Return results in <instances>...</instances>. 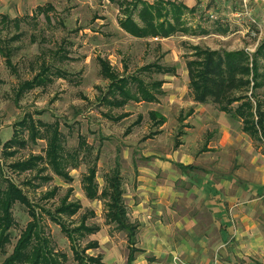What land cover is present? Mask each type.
<instances>
[{"label":"rangeland","instance_id":"1","mask_svg":"<svg viewBox=\"0 0 264 264\" xmlns=\"http://www.w3.org/2000/svg\"><path fill=\"white\" fill-rule=\"evenodd\" d=\"M115 1L0 0V186L5 188L10 184L28 199L39 214L43 235L51 248L65 256L62 264L78 262L61 226L48 213H55L69 190H72L69 201L79 202L82 209L73 218L63 217L64 223L75 228L85 216L87 226L99 228L96 234H86L80 240V247L98 242L99 248L88 251V255L100 256L104 264H127L126 233L106 222L103 200L90 201L85 196L83 179L92 168L97 171L99 191L106 186L109 174L120 172L131 223L138 226V248L151 236L149 232L154 226L163 239L170 235L165 236L160 229L174 230L172 238L176 239L187 233L177 230V224L173 223L178 219L175 213L166 214L177 208L172 201H163L171 199L169 192L174 190L182 201L178 211L185 219L189 217L197 223L195 232L192 231V237L197 236L195 244L202 236L215 239L213 222L226 221L221 211L214 209L222 207L223 202L211 208L210 199L207 201L204 196L220 200L225 196H217L221 190L215 183L222 185L224 193L229 189L224 190L223 183L228 184L231 179L234 190L238 184L256 183L260 178L256 170L264 168L263 145L244 134L240 123L214 104L193 105L185 67L187 60L192 59L194 46L254 53L264 43V27H259L255 13L247 14L243 10L237 21L230 23L232 32L225 36L191 37L177 33L167 39H138L121 29L119 21L124 19V12ZM143 1L150 5L170 3L169 0ZM140 10L141 6L133 15L139 24ZM197 16L205 19L203 14ZM213 18L211 15L210 21L199 24L202 30L212 28ZM100 60L108 62L120 78L139 79L145 84L163 81L159 100L151 104L130 102L123 108L107 106L102 100L105 96L111 99L107 95L110 81L101 74ZM150 65L175 68V72L165 75L156 69L145 70ZM260 65L264 74L263 58ZM131 85L135 92L134 84ZM259 94L264 98V86ZM191 109L201 110L198 117L187 116ZM151 112L166 119L162 128L156 126ZM122 115L125 116L122 120H114ZM32 124L39 132L35 142L30 135ZM54 126L61 135V153L64 167L72 177L70 184L44 161L38 162L34 171L20 173L13 169L14 164L29 161L31 157L45 158L51 135L48 128ZM157 131L160 133L156 134ZM181 162L194 167L185 170ZM168 175L176 176L177 181L167 183L164 179ZM169 185L174 189L168 192ZM193 185L201 186L202 190L197 187L200 193H190ZM150 187L154 188L151 196L147 194L152 189L145 190ZM54 189H57L55 196L46 199L44 196ZM144 192L147 193L143 195ZM237 201L226 202L224 206L227 211L243 212V217L249 219L251 234L241 235L245 226L230 214V221L243 241H235L236 236L229 235L225 241L214 244L207 239L209 243L205 242V246L201 240L189 261L181 251L164 250L163 255H150L152 261L141 259L138 264H264V255L239 246L249 243L248 240L256 241L259 233L264 240V215L247 211L243 203L249 200ZM140 203L143 210L134 211L133 207ZM227 215L230 217L229 212ZM13 216L10 243L0 253V264L13 253L32 220L28 207L20 202L13 206Z\"/></svg>","mask_w":264,"mask_h":264},{"label":"trees","instance_id":"2","mask_svg":"<svg viewBox=\"0 0 264 264\" xmlns=\"http://www.w3.org/2000/svg\"><path fill=\"white\" fill-rule=\"evenodd\" d=\"M116 2L115 0H110ZM120 8H123L124 19L119 21L123 31L134 38L167 39L177 33L186 34L189 30L184 27L182 17L187 10L185 6L173 3L157 2L150 5L143 0H117ZM165 6H164V5ZM141 6L138 13L140 24L134 20V11ZM165 17L164 20L161 19ZM169 19H172L169 20ZM224 32V31H222ZM192 59L186 62L189 76V88L193 101L197 104H214L219 111L228 115L242 125V131L253 141L264 145V98L259 91L264 86V74L260 72V59H264V43L259 45L252 54L246 50L234 52L213 51L199 46L192 47ZM101 74L110 81L107 96L103 102L111 108H123L128 103H155L162 95L163 81L145 84L142 80L120 78L111 68L110 64L100 60ZM156 69L162 74H174L175 68H165L161 65H150L145 70ZM135 87V92L131 89ZM42 85V84H40ZM190 110L187 116L192 115ZM125 116L115 118L120 121ZM150 117L156 126L162 127L166 119L159 113L151 112ZM51 134L47 142L45 158L31 157L29 161L18 162L13 169L25 173L34 171L38 162H46L54 173L66 183L72 182V177L66 171L63 163L60 132L57 126L49 127ZM160 133L159 131L156 134ZM32 141H36L39 132L35 126L30 125ZM18 142V140H15ZM20 143V142H19ZM182 167V166H181ZM193 169L192 167H182ZM96 168L89 170V174L83 179V190L90 201L103 200L105 203L106 222L115 226L120 232H125L128 243L127 264H135L138 254L142 251L137 248L138 226L131 223L128 209L124 200L123 180L119 171H113L106 178V186L99 191ZM57 189L47 193L44 197L55 196ZM72 190L62 199L54 214L48 213L50 219L61 226L62 232L67 236L74 259L78 264H104L100 256L93 257L87 254L90 250L99 248L98 242H90L85 248L80 247V240L86 234H96L98 227L86 225L87 218L82 217L80 226L69 228L63 217L73 218L82 209L79 202L69 201ZM20 202L28 207L31 222L21 234L14 247L13 253L3 264H62L65 256L56 254L51 248L50 241L43 235L40 226V217L28 199L14 186L5 188L0 186V253L10 243V231L14 225L13 206Z\"/></svg>","mask_w":264,"mask_h":264},{"label":"crops","instance_id":"3","mask_svg":"<svg viewBox=\"0 0 264 264\" xmlns=\"http://www.w3.org/2000/svg\"><path fill=\"white\" fill-rule=\"evenodd\" d=\"M171 3L176 4V5H182L185 6L187 8V10L185 11L182 20L186 23V28L189 30V33H186L184 35L189 34L191 37H198V36H210V35H217V36H225L227 34H230L232 32L231 28H230V23H234L235 21H237V17L242 15V11L244 10V12H246L248 14V11L250 13H255L254 15H256L255 18L258 19L260 25L259 27L263 28L264 27V0H169ZM246 4H245V3ZM250 5V6H248ZM250 8V9H249ZM203 14V16L207 17V19H202L201 17H198L197 15ZM212 15H214L213 21L210 24V26H212L211 29H207V30H202V28L200 27L199 24L202 23V21H208L209 17ZM239 20V19H238ZM210 21V20H209ZM255 22V19H254ZM190 23V26L187 24ZM198 23V25H197ZM223 29V30H222ZM224 31V32H222ZM188 35V36H189ZM186 67V66H185ZM187 71V69H186ZM188 78V83H189V77L188 74L186 76ZM164 86V84H163ZM193 105H197V103H195L194 101L192 102ZM201 105V104H200ZM204 105V104H202ZM193 111L192 115L193 117H198V114L201 110H196L194 112L193 109H191ZM190 115V117L192 116ZM162 128V127H160ZM188 130V129H187ZM162 131V130H161ZM190 131V129L188 130ZM244 133V132H243ZM245 134V133H244ZM247 135V134H246ZM262 145V144H260ZM264 147V145L262 146ZM181 164H183L181 162ZM184 167H194L191 164H183ZM196 168V167H195ZM257 174L260 175V178H258L256 180V183H251L248 185H243L246 183H242V184H238L234 187L231 185L232 180L230 179V183L226 184L223 183V188L225 189H229L226 192L224 191V193H222V185H218L215 183V186H217L218 190H221V192L219 193V195L217 196H225L223 198H220V200H218V197H214L211 196V198L204 196L205 200H209V203L211 205V208L213 206H217L218 203L220 204V202H223L222 207H218L217 209L214 210H219L218 212L221 211V215H224V219H225V223L223 222V220H215V223L213 222V234L217 235L214 238L211 237H206V236H202L200 239L203 241H198L197 244H195L194 241H196L197 236L195 235V237H192V231L195 232L196 230V226L197 223L194 219L192 218H187L185 219L184 215H182V212L178 211V207H182V201H180V197L179 194L177 193V191H173V192H169L172 191L171 188L174 189V187H171L170 185L166 188L168 189L167 191L170 193V197L171 199H163V201L168 202V201H172V204L176 205L177 208L176 209H170L169 211L166 212V214H168V212L170 213H175V215H177L178 219L173 220V223L175 222L177 224V230L179 231V233H182L183 231H187V233H183L181 234L183 237L180 238H172L173 237V233L174 230L169 231V230H165V229H160L162 231V234L166 233V235H170V237H166L165 239L160 237L159 234V230L158 227L154 226L153 230H151L149 233H151V236L145 240H143L140 243V250L142 251V253H140L135 260V264H138L139 260L141 261H152L151 258H149L150 255H163L162 252H164V250H168L170 251H181V253L186 255V260H190L191 258H193V251L195 250V247L198 245L200 246V244L203 242V244L209 243L207 242V239L212 240L210 242H212V244L216 243L217 241H225L227 239V237H229V235L231 236H236V240L235 241H241L242 239H240L238 231L236 232V228L233 224V221H230L231 215L234 216V219H239L238 222L241 221V224L243 226H245V231H244V227L241 229V235L244 232L247 233L248 236H250L251 231L250 229H252L251 225L249 224V219L247 217H243V212H238V210H235L234 212H232V210L229 209V211H227V209L225 208L224 204L230 203L233 200H249V201H256V202H249L246 201L243 203L244 206H246L245 208L247 209V211H255V213L257 214H261L264 215V195H263V190H264V168L261 169H257ZM196 178V177H195ZM164 181H166L167 183H171L173 181H177L176 176L173 177L171 175L167 176V180L166 177L164 179ZM247 181L249 182V179H247ZM245 182V181H244ZM196 186V187H195ZM193 185V191H191L190 193H194V191H196L197 193H200L198 188H201V186L198 185ZM250 186V187H249ZM198 187V188H197ZM170 188V189H169ZM205 188V187H204ZM203 188V190H204ZM152 189V192H150L149 196H151V193L154 192V188L150 187L148 190ZM211 189H213V186H211ZM144 190V191H145ZM202 190V188H201ZM210 190V189H207ZM206 190V191H207ZM205 191V190H204ZM144 192L143 195H145ZM159 193H163V191L159 190ZM224 194V195H223ZM160 196L163 198L162 194H160ZM167 196V195H165ZM253 196V197H252ZM252 197V199H250ZM253 198L257 199V200H253ZM238 202V201H237ZM144 203V201H143ZM241 203V202H238ZM172 207V206H171ZM128 209V208H127ZM142 209V203L138 204L137 207H133L134 211L140 212ZM168 209V208H167ZM210 210V208H207ZM143 210V209H142ZM128 213H129V218L131 220V216H130V210L128 209ZM239 211H243L242 209H240ZM213 212V211H212ZM224 212V213H223ZM228 212H229V216L228 217ZM214 213V212H213ZM234 213V214H233ZM243 213V214H242ZM178 214L181 216H178ZM215 214V213H214ZM231 214V215H230ZM256 214V215H257ZM169 215V214H168ZM243 217V218H242ZM221 222V223H220ZM223 226V228H221ZM212 227V226H211ZM210 227V228H211ZM195 228V230H194ZM157 233V234H155ZM246 235V236H247ZM164 236V235H163ZM243 241V240H242ZM206 242V243H205ZM249 243H239V246H243L244 249L249 248L250 251L254 250L256 253H258V255L263 256L264 255V240L261 237L260 233H259V238L256 241H251L248 240ZM211 244V245H212ZM137 248H138V243H137ZM241 248V247H240ZM144 256H147L146 258ZM199 259V257L197 258ZM201 261H205L204 258L201 259Z\"/></svg>","mask_w":264,"mask_h":264},{"label":"built area","instance_id":"4","mask_svg":"<svg viewBox=\"0 0 264 264\" xmlns=\"http://www.w3.org/2000/svg\"><path fill=\"white\" fill-rule=\"evenodd\" d=\"M245 3V2H244ZM246 4V3H245Z\"/></svg>","mask_w":264,"mask_h":264}]
</instances>
